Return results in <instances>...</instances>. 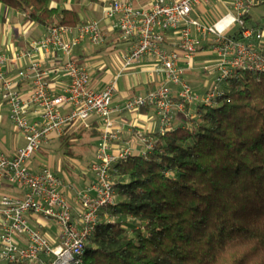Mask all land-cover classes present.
Returning a JSON list of instances; mask_svg holds the SVG:
<instances>
[{"label":"built area","instance_id":"1","mask_svg":"<svg viewBox=\"0 0 264 264\" xmlns=\"http://www.w3.org/2000/svg\"><path fill=\"white\" fill-rule=\"evenodd\" d=\"M214 1L217 0H153L149 9L132 2L114 1L105 9L104 17L116 22L121 39L133 43V48L116 80L102 91L93 88L89 71L73 57L74 50L83 42L92 46L104 43L100 22L55 25L43 39L34 41L28 51L16 55L15 59L21 61L32 59L39 52L61 51L65 56L63 72L68 78L62 94L52 93L39 63H32L16 77L6 76L5 68L11 59L0 53L2 100L10 108L14 129L25 141L13 157L0 152V182L6 180L23 192L22 196L0 197V264H85L86 247L102 220V212L116 203L113 168L135 155L129 147L113 151L114 143L120 140V131L114 128L111 118L114 112L152 108L158 118V133L165 134L174 130L180 115L193 118L189 113L191 105L216 107L224 84L237 71L264 73V56L259 52L264 46V29L247 27L251 10L264 5V0H224L227 14L213 25L194 16L196 9ZM234 27L242 29L239 37L234 36ZM200 39L216 57L214 66L205 68L207 74L214 72L215 78L203 95L194 92L186 80L188 72L194 69ZM145 56L154 57L157 64L150 76H163L165 82L114 108L118 79ZM27 81H31L32 88L24 98L20 85ZM169 84L179 87L176 95ZM66 108H70L68 113L63 112ZM33 113L38 115L37 120H31ZM92 116L103 122L97 154L88 169L94 181L82 190L68 187L77 195L79 204L75 207L65 195L67 187L63 180L49 167L34 172L30 162L46 141L63 137L66 129L77 123L86 125ZM138 139L146 148L143 155L153 151L154 141L142 134ZM31 216L54 220L60 243H51L34 229ZM105 216L114 221L108 214Z\"/></svg>","mask_w":264,"mask_h":264},{"label":"trees","instance_id":"2","mask_svg":"<svg viewBox=\"0 0 264 264\" xmlns=\"http://www.w3.org/2000/svg\"><path fill=\"white\" fill-rule=\"evenodd\" d=\"M0 4L48 29L82 24L51 0ZM61 139L71 155L70 137ZM113 177L116 203L85 264H264V73L237 71L216 107L197 105L195 118L157 133L153 151L117 163Z\"/></svg>","mask_w":264,"mask_h":264},{"label":"crops","instance_id":"3","mask_svg":"<svg viewBox=\"0 0 264 264\" xmlns=\"http://www.w3.org/2000/svg\"><path fill=\"white\" fill-rule=\"evenodd\" d=\"M114 1L132 2L137 7L145 9H149L153 3V0H113V2ZM113 2L112 0H57L55 6L59 10L77 12L80 16L81 23L100 22L101 24L104 43L98 46H92L87 42H83L73 53V57L78 64L89 71L92 86L96 91H102L107 85L116 80L119 72L123 68L126 55H128L133 48V43L125 42L121 39L120 32L116 27V22L104 17L105 9ZM214 3H216V1L212 2L210 5L199 7L196 9L194 15L200 16L201 12L211 19L214 14L213 12L215 10L219 11ZM223 7L227 12L224 5ZM48 31V28L30 21L28 13L10 9L0 4V53L6 54L11 59V62H9L5 68L6 76L16 77L19 71L28 68L32 63H39L41 69L46 73L45 80L52 93L58 95L63 93L64 88L68 84V78L63 72L65 56L61 51L50 50L49 52H39L36 53L32 59L24 58L21 61L15 59L17 54L28 51L34 41L43 39ZM168 36L172 38L171 33L168 34ZM205 46H207V43H205ZM215 63L216 57L212 55L209 47L199 51L195 60L194 69L189 71L186 75V80L191 85L194 92L203 95L213 85L215 74L214 72L207 74L205 68L213 67ZM156 65L154 57L145 56L139 63L123 71V74L116 84V92L112 106L114 108L122 106L130 97L138 94H146L163 84L165 82L163 76L154 79L150 76V71ZM168 86L171 88L172 93L176 95L179 87L173 84H169ZM31 88V81L24 82L20 85V91L24 98L28 97ZM2 94L3 88L2 85H0V133L6 135L5 139L7 141L11 136H9L10 133H8V128L4 125V119H8L10 124L12 123L10 121V108L2 100ZM69 111L70 108L63 110L64 113H68ZM189 113L193 118L196 117L195 105L189 107ZM30 118L31 120H37L38 115L33 113ZM111 118L114 123V128L120 131V140L114 143L113 151L129 147L133 150L135 155H143L146 148L143 142L138 139V136L142 134L150 141L156 140V134L158 133V118L156 111L152 108H145L132 112H114ZM185 120L186 118L180 115L177 123L181 124ZM13 130L14 139L16 136L13 147L9 148L8 146V149L5 151H0L8 157H13L18 149L25 146L24 137L16 131L14 127ZM102 130L103 122L99 118L92 116L86 125L77 123L69 127L64 135L70 137L69 141L73 146V153L77 151L76 149L79 148L80 145H90L88 147L95 145L96 155L97 146L102 136ZM55 139H59L61 142L63 141L61 138H52L46 141L43 146H47L48 148ZM61 147L64 148L62 143ZM43 150L42 148L40 152ZM83 157V154L80 155L79 159L69 157L71 160L68 159L65 163L66 166H69L68 168H71L73 165L78 167L76 169L78 173L76 176L78 177L76 184L71 182L67 175L65 169L68 168L63 167L61 164L58 166L57 170L53 160H50L48 164L47 162L41 161L42 158H39L37 161L33 158L30 162V168H32L34 172H39L43 168L49 167L52 170L55 169L57 172L61 171V173L65 174V178L58 176L67 187L64 190L65 195L69 198L71 204L76 207L79 204L77 195L68 187L71 185L76 188L78 187V189L81 188L80 190H82L92 183L91 180L93 177L92 173H90L87 168L91 162H88L87 165H81V161L84 159ZM3 195L22 196L23 192L17 187L10 185L6 180H3L0 182V197ZM29 219L31 223L43 230L38 228L39 231L50 239L51 243H60V236L55 237L53 234H49L48 229H51V226L46 225L42 219L35 216H31Z\"/></svg>","mask_w":264,"mask_h":264},{"label":"rangeland","instance_id":"4","mask_svg":"<svg viewBox=\"0 0 264 264\" xmlns=\"http://www.w3.org/2000/svg\"><path fill=\"white\" fill-rule=\"evenodd\" d=\"M226 1H230V0H226ZM112 2H113V0H112ZM123 2H127V1H123ZM223 2H224V0H217L216 3H214L218 7L219 11L215 10L213 12L214 14L212 13L213 17L211 19H209L204 13L202 14L201 12H200L201 15L199 14L200 15L199 17L206 20L209 25H213L219 18H221L222 15L227 13L224 10ZM56 3H57V0H51V6L52 7H55ZM195 13H196V11H195ZM209 13H211V12H209ZM256 26H257V28L264 29V5L254 7L250 12V21H248L247 27L253 28ZM235 28L238 29V27H234V29ZM205 43H206L205 41L200 39L199 40V49L203 48L205 46ZM4 121H5L4 125L6 128H8L7 130H8V133H10L9 136H11V138L7 139V141H6V139H5L6 135L0 133V151H5L6 149H8V146H9V148H12L14 145V140L16 139V136H15V139L13 136L14 130H13L12 124H10L8 119H4ZM61 143H62L61 140L55 139L52 142L51 146H48V148H47V146H45V147L42 146V148L44 150L41 151L40 154H39V152L36 153L33 158H35V161H37L39 158H42L41 161L47 162L48 164L50 163V160H53V162H55V168H57V170H58V166L61 164L63 167H67V168L69 167V166H66V164H65L68 159L71 160L69 157L79 159L80 155L83 154L84 159H82L81 165H87L88 162H92L94 160V158L96 157L95 145H92V147H88L90 145H86L87 147L80 145L79 148L76 149L77 151H75V153H72V155L70 156V155H67L66 150L61 147ZM71 151L73 152V150H71ZM77 168L78 167L73 165L71 168L65 169V171H66L67 175L69 176L71 182H73L74 184H76V180L78 179V177H76L78 175V173L76 171ZM87 168L89 169V165L87 166ZM57 170H55L54 172L56 174L58 173L57 175H59L61 178H65V174L61 173V171L57 172ZM90 179H91V176H90ZM93 179L94 178L92 177L91 182H93ZM77 189H78V187H77ZM79 189H81V188H79ZM40 219H42L46 225L51 226V229H48L49 234H53L55 237H59V235H60L59 234V228H58V225L56 224V222L54 220H51L48 218H43V217H40ZM30 224L34 229H38V228L41 229L40 227H37L36 225H34L31 222H30ZM0 233H1V231H0Z\"/></svg>","mask_w":264,"mask_h":264}]
</instances>
